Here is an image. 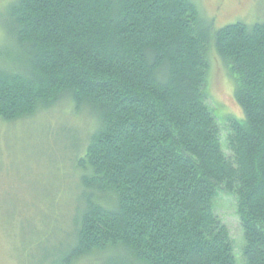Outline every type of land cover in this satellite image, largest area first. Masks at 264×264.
I'll return each mask as SVG.
<instances>
[{"label":"trees","instance_id":"1","mask_svg":"<svg viewBox=\"0 0 264 264\" xmlns=\"http://www.w3.org/2000/svg\"><path fill=\"white\" fill-rule=\"evenodd\" d=\"M0 121L58 103L91 118L72 152L71 233L50 264H264V23L214 30L195 0H9ZM213 47L244 118L206 104Z\"/></svg>","mask_w":264,"mask_h":264},{"label":"rangeland","instance_id":"2","mask_svg":"<svg viewBox=\"0 0 264 264\" xmlns=\"http://www.w3.org/2000/svg\"><path fill=\"white\" fill-rule=\"evenodd\" d=\"M195 1L214 20V30L236 22L264 23V0L228 1L219 12L217 0ZM8 2L0 0V54L9 46L2 16ZM206 58V104L220 124L222 149L229 156L226 118L241 122L244 115L234 98V80L213 47ZM90 124L89 116L65 103L12 123L0 121V264H50L64 246L75 208L72 147L83 144ZM214 211L229 231L237 264H243L235 200L218 191Z\"/></svg>","mask_w":264,"mask_h":264},{"label":"flooded vegetation","instance_id":"3","mask_svg":"<svg viewBox=\"0 0 264 264\" xmlns=\"http://www.w3.org/2000/svg\"><path fill=\"white\" fill-rule=\"evenodd\" d=\"M228 1H232V0H217L216 11L219 12L221 10V8L224 6V4L227 3ZM235 1H236L235 4L239 3L238 0H235ZM211 20L214 22L213 19H211Z\"/></svg>","mask_w":264,"mask_h":264}]
</instances>
